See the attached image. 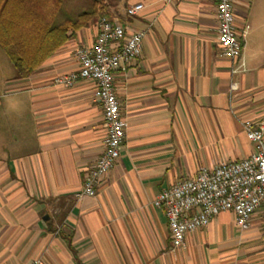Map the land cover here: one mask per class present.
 I'll return each instance as SVG.
<instances>
[{"label":"crops","instance_id":"1","mask_svg":"<svg viewBox=\"0 0 264 264\" xmlns=\"http://www.w3.org/2000/svg\"><path fill=\"white\" fill-rule=\"evenodd\" d=\"M232 11L237 34L246 29L235 73L239 60L220 55L214 0H110L108 20L144 32L141 53L113 75L126 122L119 157L95 196L78 201L106 131L94 83L55 79L78 71L74 52L93 44L95 27L24 79L0 50V264H264L260 212L245 230L220 212L172 250L152 205L179 181L253 152L242 124L264 117V0H233Z\"/></svg>","mask_w":264,"mask_h":264},{"label":"built area","instance_id":"2","mask_svg":"<svg viewBox=\"0 0 264 264\" xmlns=\"http://www.w3.org/2000/svg\"><path fill=\"white\" fill-rule=\"evenodd\" d=\"M214 1L220 55L231 62L239 60L232 73L242 72L245 65L240 58L241 39L246 29L240 35L235 31L233 0ZM141 8V5L128 7L126 15L134 17ZM95 29L93 44L74 52L78 71L55 79V83L64 87H71L78 80L94 83L92 98L101 108L106 131L102 154L94 161L82 187L73 194L75 201L94 197L119 157L126 122L120 115L113 75L139 58L144 34L134 31L127 35L119 22L105 17L98 19ZM242 127L253 145L247 158L219 163L209 172L183 179L162 190L152 201L153 207L163 211L172 250L183 249L185 235L206 227L220 212H231L240 230L248 228L256 212L264 217V117L255 123L245 121ZM28 264L43 263L36 260Z\"/></svg>","mask_w":264,"mask_h":264},{"label":"trees","instance_id":"3","mask_svg":"<svg viewBox=\"0 0 264 264\" xmlns=\"http://www.w3.org/2000/svg\"><path fill=\"white\" fill-rule=\"evenodd\" d=\"M110 0H0V50L15 79L32 75L74 33L109 19Z\"/></svg>","mask_w":264,"mask_h":264},{"label":"rangeland","instance_id":"4","mask_svg":"<svg viewBox=\"0 0 264 264\" xmlns=\"http://www.w3.org/2000/svg\"><path fill=\"white\" fill-rule=\"evenodd\" d=\"M3 57V60H4V62H6V58L4 57V56H2ZM7 63V62H6Z\"/></svg>","mask_w":264,"mask_h":264}]
</instances>
